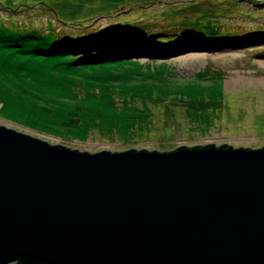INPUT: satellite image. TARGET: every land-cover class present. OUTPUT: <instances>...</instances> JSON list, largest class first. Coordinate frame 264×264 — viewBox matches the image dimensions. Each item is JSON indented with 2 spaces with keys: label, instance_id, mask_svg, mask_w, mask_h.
Returning <instances> with one entry per match:
<instances>
[{
  "label": "rangeland",
  "instance_id": "374dc122",
  "mask_svg": "<svg viewBox=\"0 0 264 264\" xmlns=\"http://www.w3.org/2000/svg\"><path fill=\"white\" fill-rule=\"evenodd\" d=\"M260 29L264 0H0V62L23 74L0 75V125L87 153L259 148Z\"/></svg>",
  "mask_w": 264,
  "mask_h": 264
},
{
  "label": "water",
  "instance_id": "95a60500",
  "mask_svg": "<svg viewBox=\"0 0 264 264\" xmlns=\"http://www.w3.org/2000/svg\"><path fill=\"white\" fill-rule=\"evenodd\" d=\"M0 264H264V145L87 153L0 125Z\"/></svg>",
  "mask_w": 264,
  "mask_h": 264
},
{
  "label": "trees",
  "instance_id": "16d2710c",
  "mask_svg": "<svg viewBox=\"0 0 264 264\" xmlns=\"http://www.w3.org/2000/svg\"><path fill=\"white\" fill-rule=\"evenodd\" d=\"M215 23L216 22H214V21H207L202 25H196V26L201 28V31L205 35V38L211 39L212 37H215L218 34H222V33H220L218 26H215ZM259 31H264V30L260 29ZM132 36H133V34L129 35V38H132ZM124 45L125 44H123L122 46H124ZM94 48L98 49V48H101V46H94ZM5 61L6 60H3L2 62H0V75L3 77H8L11 74L12 76H14L17 79H22V77H23L22 71L19 68H13L12 70H10L8 68L9 67L8 63ZM67 67H68V65H63L61 67H59V66L49 67L48 66V68L44 69V73L50 77H54L56 75V73H58V74H62L66 78H69V76L65 75V74H68V71L70 70V69H67ZM75 69L79 70V69H81V67L75 66ZM34 72L35 73H42L43 71L41 70V68H35ZM203 146H206V145H202V147Z\"/></svg>",
  "mask_w": 264,
  "mask_h": 264
},
{
  "label": "bare ground",
  "instance_id": "6f19581e",
  "mask_svg": "<svg viewBox=\"0 0 264 264\" xmlns=\"http://www.w3.org/2000/svg\"><path fill=\"white\" fill-rule=\"evenodd\" d=\"M142 52V51H141ZM240 118V116L238 115L236 119ZM236 119H234V121H236Z\"/></svg>",
  "mask_w": 264,
  "mask_h": 264
}]
</instances>
